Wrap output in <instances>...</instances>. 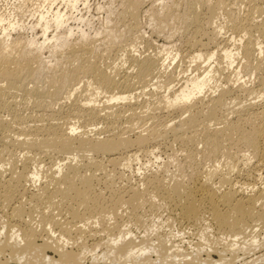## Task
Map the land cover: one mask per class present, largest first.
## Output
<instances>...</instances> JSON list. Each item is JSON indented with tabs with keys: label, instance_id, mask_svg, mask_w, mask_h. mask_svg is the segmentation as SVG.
Returning <instances> with one entry per match:
<instances>
[{
	"label": "bare ground",
	"instance_id": "bare-ground-1",
	"mask_svg": "<svg viewBox=\"0 0 264 264\" xmlns=\"http://www.w3.org/2000/svg\"><path fill=\"white\" fill-rule=\"evenodd\" d=\"M62 1L73 8L78 4V0ZM128 2L131 19L136 22L143 0ZM37 13L39 26H42V33L46 37L50 12L38 10ZM53 16L58 28L65 24L63 14L57 12ZM187 16L191 37L186 43L191 53L187 56L184 54V59L188 58L190 63L197 65L196 71L202 65L206 66L201 69V74L200 70L198 75L185 78L179 88L172 87L176 82L179 83L178 76L176 72L168 71L167 62L180 58V50L174 54L163 49L154 52L149 49L144 52L125 49L120 50L121 55H117L119 50H115L117 45L114 41L106 53L99 54L96 42L85 43L88 41L87 35H83L82 40H67L62 44L70 51L69 68L60 77L53 76L49 85L39 86L46 68L40 55L46 49V43L52 40H55L52 53L58 48L60 50L63 38H46L42 44L35 38L18 37L10 40L12 34L9 32L21 26L8 22L6 27L5 19L1 16L0 30L3 29L6 38L0 42V205L6 207L17 197L23 200L30 197L31 201H27L30 205L33 204L32 200L41 199L40 192L34 195L30 190L28 192L30 187L27 188V184L36 185L42 178L41 161L32 164L36 156L49 159L54 170L53 178L40 191L41 196L47 199L54 196L59 198L56 210L59 211L60 206L70 201L75 205L86 203L87 197L93 205L85 212L76 213L75 222L56 220L55 215L43 216V220L50 224L49 232L54 233V228L61 233L55 245L50 242L51 237L38 245L42 236L35 224L31 219L20 221L26 209L20 203L16 208L11 206L10 222L3 225L1 235H4L8 226L12 230L6 236V246L0 249V255L8 248L18 249L16 252L20 254L13 259L17 264H85L88 255L92 257L89 264H99L101 261L107 262L103 264H156L151 258H145L154 248L147 243L137 244L133 232L127 228L114 231L108 228L103 231L107 236L108 247L102 254L96 253V249L102 247L101 244L91 251L85 246L68 250L72 241L70 236L87 235L85 228L89 226L90 220L97 221L101 217L111 219L115 216V207L127 201L134 221L140 223V211L156 198L172 206L175 217L181 222L202 227L206 233L216 230L226 235L224 247L218 251L209 243L207 234L202 233L206 250L221 254V259L214 264H229L222 254L236 253L259 245L254 224L264 220V183L258 188L255 184L237 180L235 183L230 174L236 172L237 176L242 175L239 164L244 162L247 166L251 161L249 156L264 162V0H190ZM137 27V23H134L129 34L133 35ZM226 30L231 34L227 38L223 37V31ZM68 33L72 35L71 29ZM136 38V42L145 44L143 37L138 35ZM145 46L151 45L147 42ZM235 63L247 75L258 77L257 88H250L245 83L231 88L234 82L231 77H240V72L231 71ZM129 69L132 73L127 71ZM229 70L231 74H228ZM47 79L45 77L44 80ZM154 80H158L157 83ZM224 80L229 85L233 81L232 86H223L221 82ZM85 81L81 91L74 88ZM150 87L153 89L146 94V88ZM139 91L150 99L140 101ZM102 94L111 96L102 103L99 100ZM64 95L66 103L62 104L60 101ZM252 96L254 102L244 107L233 106L242 97ZM27 110L31 111L29 115L25 113ZM118 123H122L123 127L118 126ZM141 128L142 132H138ZM101 134L105 135L103 139L99 136ZM167 135L172 136L173 141L180 143L184 149L189 148L188 159L192 164H197L196 156L200 154L204 160L223 157L227 172L220 173L216 168L203 175L205 172L202 174L200 170H192L195 172L188 176V183L173 185L168 184L162 176L147 177L143 191L130 188V192L115 194L109 202H105L101 194L92 192L91 186L84 188L77 183L80 170L72 162L80 154L92 153L95 156L96 160L85 166L90 171L105 170L107 164L113 166L114 170L127 168L139 153L154 155L155 146L152 145L170 138ZM198 146L203 147L202 151L198 150ZM20 154H23L24 165L22 172L18 173L16 162ZM52 155L57 157L54 159ZM69 160L72 162L67 163ZM8 166H11V173L4 179L2 173ZM64 171L62 179L55 178V175H61ZM257 179L253 174L245 178L255 182ZM215 180L221 187H214ZM249 188L255 194L245 193ZM16 217L19 223L12 222ZM90 233L92 236L97 235L94 231ZM251 235L252 239L247 240ZM51 249L59 255L58 260L47 255V250ZM175 252L163 259L161 264H168L169 258H185L181 255V247H176ZM21 255H26L29 260H24ZM177 262L183 260L175 262L179 264ZM261 264H264V260Z\"/></svg>",
	"mask_w": 264,
	"mask_h": 264
},
{
	"label": "rangeland",
	"instance_id": "rangeland-1",
	"mask_svg": "<svg viewBox=\"0 0 264 264\" xmlns=\"http://www.w3.org/2000/svg\"><path fill=\"white\" fill-rule=\"evenodd\" d=\"M23 1L24 0H0V18L1 16L4 17V26L7 27V24L9 25L10 22L15 26H21L18 28L16 27L17 30H11L9 32L10 34H12V36H10L9 38L10 40H15L18 37H23L24 39L35 38L39 43L42 44V42L46 38L51 40L54 37L63 38L60 42V50H58V48L57 51L53 53L51 50H53L52 48L54 47L55 40H52V43L50 41L46 43V45H48L50 48L46 47L45 45L46 49H44L43 53L40 55L42 57L43 63L46 65V68L44 74L42 75L43 81H39L42 84H38L39 86L43 84L47 85L49 83V80L52 79L53 76L58 78L62 75L64 70L69 68V65L71 64V58L69 55L70 51L67 46L63 47L62 44L67 40L75 42L78 40H82L83 35H87L88 38V41H86L85 43L96 42L98 52H100L99 54L106 53V50L110 48V46L114 45V41L117 45L115 50H119L117 51L118 53L120 52V50L123 51L125 49H127V51L138 49L137 51L140 50V52L147 51V49H149L150 52L163 49L165 51H170V53L172 51L174 54H176L175 52L180 50L178 51L180 56L182 55L180 58L178 57L174 62H167V64H169L168 71L172 73L176 72V76H178L179 83L176 82V84H174L172 87L175 86L176 88H179L180 83L182 84V82L185 81V78L192 75H198V71L206 66L202 65L201 69H198V71H196L195 67L197 65L190 63V59L188 58L184 59L185 55L187 56L191 53L186 43L187 40L190 39L189 37H191V35L189 34L190 31H188L189 24L187 16V4L190 0H143V3L140 6V9L136 16V22L131 19V7L128 0H78V4L75 7L76 9L73 8L72 5L63 2L62 0H35L31 3L25 2L26 4ZM38 10H41L45 13L48 11L50 12L48 15V22L50 23L49 29L46 33V37H44V33H42V26H39V14L37 13ZM201 11L203 13V10ZM57 12L63 14L65 20V24L59 28L56 26L57 24L53 16ZM134 23H137L138 27L132 35L131 33L129 34V29L134 25ZM69 29H71L72 35L68 33ZM226 32L223 31V37L225 38L231 35L229 31L227 33ZM225 33L226 36L224 35ZM138 35L144 38L145 44L140 41H135ZM4 37L6 38V33H4L3 29L1 28L0 42L5 39ZM146 41L151 45L150 47L145 46L147 45ZM229 44L232 45L233 43ZM117 52V55H121L122 53L120 52V54H118ZM182 57L184 59V64L181 63V61H183ZM238 64L235 63V65L231 68V71L235 70L238 71V73L240 72V77H231L235 82L234 83L232 81L233 86L232 82H230V85L232 87L229 85V82L228 84H226V80H224L225 84L223 81L221 82V84L225 87H231L235 89L239 86V84L245 83L250 88H257L258 77L252 74L250 76L249 74L247 75V73H245V70L241 66H239L240 64ZM50 67H52V69L48 70ZM239 67H241L243 71ZM127 71L130 72L131 69ZM202 71L203 70H201L199 74H201ZM231 71H227L229 72L228 74H231ZM130 73H132V71ZM45 77L46 79L48 78L47 81L44 80ZM236 78L239 82L236 81ZM157 81L158 80H154V82L156 83ZM85 83L86 81L84 83H81L80 85L76 84L77 86H75L74 88L80 89L81 91L82 88H84ZM70 89H72V87ZM152 89L153 88L151 87L146 88L145 93L148 94ZM210 92L212 91L210 90ZM140 93L142 92L139 91V94ZM209 93L207 95H209ZM144 94H140V101H146L147 99H150L149 96ZM65 96L66 95L63 96V101L61 99L60 103H66ZM99 96V100H102L101 102L104 103L107 101L108 97L111 96V94H102ZM254 96L242 97L240 100H237L233 106L244 107L251 102H254L252 101V98ZM101 102L99 101L100 105ZM67 103L70 104V102ZM25 113L29 115L31 111L27 110L25 111ZM75 122L76 121H74V123ZM148 124L150 125L149 122ZM121 125L123 127L122 123H118V126ZM138 132H142V128L138 129ZM99 136L101 139L105 137V135L102 134ZM167 136H169L171 139ZM167 136V138H165V141L164 139H162L163 141L160 140V144L159 142H157L158 145H152V147L155 146L154 155L148 156L143 153H139V156L137 157L138 159L135 158L127 168L119 167L114 170L113 166L107 164L108 167L105 170L95 172L87 170L85 166L87 164L93 163L96 160L95 156L92 153L80 154V157L76 161L72 162L71 160H69L67 161V163L72 162V164L80 170L76 178L77 183L84 188L91 186L92 192L101 194L105 202H109V200L115 194L130 192V188L135 187L143 191L145 189L144 184L147 177L162 176L167 180L168 184L173 185L175 183H188V176L191 173L199 170L202 174L205 172L203 175L206 174V171L208 173L210 172V170L213 171L216 168L220 173L227 172L225 158L223 159V157L218 158V161L212 159L204 160L203 156L201 154H198L199 157L196 156L197 164H192V162H190V160L188 159V154L190 153L189 148L184 149V147H182L180 143L173 141L172 136ZM198 148V150L202 151L203 147L198 146ZM18 156L19 157L17 160L18 162H16V167H18L19 169L17 168L16 170H19L17 172L20 173L22 172L21 169L24 165V158L23 154H20ZM52 156L54 157V159L57 157V155ZM35 158L36 160L32 162V164H38L41 161L39 166L42 167V178L36 185L27 184L29 185L27 186V188L30 187L28 188V192L30 190V193L32 194L35 193L37 195V193H41L39 195L41 199L35 200L37 202L32 200L31 203L33 204L30 205V202H27L31 201L30 197H26L24 200L17 197L14 199L15 201L13 200L11 204H7L6 207L5 205H0V249L6 246V236L12 230L8 226L7 230L4 231V235H1L2 227L4 224H8V221L10 222L9 214H12L11 208L13 206H19L18 203L22 205L24 210L26 209V213L23 218L20 219V221H28L31 219L33 225L35 224V227H37V230H39L38 232L42 236L41 239L38 240V245L44 244L48 237H51L52 240L50 242H53L55 245L56 241L61 238V233H59L54 228V233L49 232L51 230V227L48 222L43 220L44 215H55L56 220L75 222L74 215L76 213L85 212L90 205H93L92 203H90L89 197H87V199L85 200L86 203H79L75 205L72 201H70L67 202L64 206L62 205L63 207L60 206L59 211L56 210L59 198L57 196H54L50 199H47L41 196L42 191H40L44 187V185L47 184V182L50 181L54 176V170L53 168H51V162L49 161V159L44 160L43 157L41 158L40 156H36ZM252 158V156H249V159L251 161L248 162L249 165L247 164V166L244 164V162H241L239 164L242 175L247 174L246 176H237V174H235L236 172L230 174L233 182L236 183L237 181H240L241 183H247L251 185L255 184L256 188L261 186V183H264V162L262 163L257 159ZM199 161L200 163H198ZM199 164L200 166H198ZM191 166L195 168H192ZM4 170L5 171H3L2 173L3 178H8L11 173L9 172V170L11 171V166L6 167V169ZM254 171H257L256 174ZM248 173L258 177L257 182L245 180V178L249 175ZM64 175L65 171L61 175H55V178L62 179ZM94 175L95 179L93 180ZM224 186L226 187V185ZM214 187H221L218 184L217 180H215ZM245 193H247L248 195L255 194L251 191V188H249V190H246ZM27 212H29L30 215H28ZM131 213L132 209L130 205L127 203V201H124L123 203L115 207V216H113L111 219L109 217H101V219L97 221L96 219L90 220L88 222L89 226H86L85 228L87 235L80 237L73 234L70 236L72 240L70 245H72H68V250H76L79 247L85 246L89 249V251H91L98 244H101L102 247L96 249V253L102 254L103 252H106L105 249L108 247L107 236L103 231L105 229L107 230L108 228L111 231L127 228L133 232L134 237H136L137 244L147 243L149 247L154 248L157 253L152 250L149 256H146L145 258H151V261L156 262V264H161V261L170 256V254H173L176 251V247L178 246L181 247V255L185 256V258L180 257L177 260L169 258L168 264H176V261L182 260L183 262L177 263L214 264L215 261H219L221 259V254L215 251L212 252L206 250L205 242L202 240V233L207 234V239L210 241L209 243L218 251L224 247V239L226 238V235L216 230H210L206 233L203 232L202 227H192L194 224L189 225L186 222H181L175 217L173 207L169 206L162 199L156 198L147 203L143 210L140 211V223H136L134 221ZM15 221L16 223H19V218H14V221L12 222L15 223ZM254 225L256 226L255 230L258 231L255 236L259 241V245L254 247H247L246 249H242L241 251L236 253L232 252L222 254L225 255L222 257L226 259L229 264H261V262L264 260V220ZM152 230H154V232H152ZM91 231L97 232V235H93V237L90 233ZM42 232L43 235L41 234ZM249 232L250 231L248 230V233ZM89 233L91 234L90 236ZM252 235L248 236L247 240H251ZM75 241H77L76 244L74 243ZM17 250L18 249L15 248L13 250H9L8 248L4 254L0 255V262H3L2 264H17L16 262H14L15 260H13L17 258L18 254H20V252H16ZM46 253L49 257L56 260L60 258L53 249L47 250ZM11 254L14 255L12 256ZM41 255L42 254H40V256ZM21 257H24V260H29V257H27L26 255H21ZM91 259V255H88L84 263L89 264L92 261ZM258 260L260 263H258ZM103 263L107 262H99V264ZM218 264L222 263L219 262Z\"/></svg>",
	"mask_w": 264,
	"mask_h": 264
}]
</instances>
